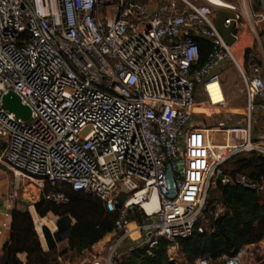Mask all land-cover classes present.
<instances>
[{"label": "built area", "instance_id": "2783aa9c", "mask_svg": "<svg viewBox=\"0 0 264 264\" xmlns=\"http://www.w3.org/2000/svg\"><path fill=\"white\" fill-rule=\"evenodd\" d=\"M230 7L210 0H0V164L15 176L11 199L29 180L51 188L46 201L67 205L68 187L117 215L112 238L83 251L81 264H120L138 250L152 257L162 241L173 264H188L178 242L204 219L212 186L264 194L263 177L225 170L238 155L264 157V135L256 140L251 131L252 113L264 114V70L253 52L241 63L217 30L222 10L240 22ZM199 38L212 45L203 64ZM226 62L243 79L249 119L217 128L227 138L217 143L198 110L226 108ZM215 84L224 95L218 103ZM10 92L31 110L29 120L4 107ZM249 250L193 264H246Z\"/></svg>", "mask_w": 264, "mask_h": 264}, {"label": "trees", "instance_id": "16d2710c", "mask_svg": "<svg viewBox=\"0 0 264 264\" xmlns=\"http://www.w3.org/2000/svg\"><path fill=\"white\" fill-rule=\"evenodd\" d=\"M255 2L258 6L256 10L264 3L263 0ZM198 44L200 64H203L212 51V45L202 38L198 39ZM201 126L205 127L206 124L201 123ZM251 155L254 156L238 159L235 162L236 169L228 171L225 168L226 172L232 175L245 173L254 180L264 178V157ZM217 186L220 205L208 199L204 219L189 238L178 242L188 264L200 258L216 261L223 256H234L243 247L264 240V194L241 187ZM64 192L69 197L67 205H57L45 199L36 205L41 217L50 213L58 217L57 232L44 229L47 250L42 246L31 213L15 210L11 239L3 248L0 264H24L19 258L21 254L27 255L26 264H62L59 258L68 250L81 255L114 233L117 215L107 213L100 200L85 193L74 192L68 187L64 188ZM217 207L223 209L220 214L216 213ZM137 218L143 221L141 216ZM64 243L68 249L61 251L60 246ZM153 254L151 257L146 250H138L120 264H173L168 255V242L162 241Z\"/></svg>", "mask_w": 264, "mask_h": 264}, {"label": "rangeland", "instance_id": "374dc122", "mask_svg": "<svg viewBox=\"0 0 264 264\" xmlns=\"http://www.w3.org/2000/svg\"><path fill=\"white\" fill-rule=\"evenodd\" d=\"M213 4L225 7L221 3L220 0H210ZM216 1H220L217 4ZM232 5H235L238 12L243 13V18H241L240 24V32H241V43L239 50L235 49V54L237 58L243 56L245 52V56L249 53L253 52L263 67L264 70V3L263 6L257 9V3L255 0H224ZM223 1V2H224ZM264 2V0H263ZM225 3V2H224ZM236 11V12H237ZM228 71L226 72V76L223 77L222 84L226 81L227 87H229V97L227 99V106L222 111H217L215 114H205V116H201L203 119V123L206 124V128L212 129L213 138L215 142L224 143L227 138L226 134H222L220 132L215 131L217 128H233L237 125V123H247L249 114L246 112L247 109V96L244 93V82L239 73L238 68L230 63L228 67ZM225 82V83H226ZM224 86V84H223ZM226 89V87H225ZM199 117V116H198ZM221 125H225L221 126ZM251 127H252V135L256 140H259L262 135H264V114L261 112H255L251 115ZM230 136H232L230 134ZM255 154V156H262L257 152L251 153ZM251 154H241L236 156L235 159H232L227 165L226 170L232 171L236 169L235 162L241 158H250ZM250 155V156H248ZM263 157V156H262ZM11 173V172H10ZM12 174V173H11ZM13 175V174H12ZM14 183L16 184L15 176ZM23 188V189H22ZM218 186H212L210 189V194L208 199L215 202V204L220 205L218 199L219 191ZM51 188L46 187L42 189L35 183L24 180L21 183V197L27 200V203H24L25 209L31 213L34 219L35 229L40 236L42 246L47 249L46 241L44 238V229L48 228L52 233L57 232V222L58 218L54 214H49L46 217H41L36 210V205L42 201L43 196L48 193ZM64 191V189H62ZM24 194V196H23ZM219 207V206H218ZM216 213L220 214L222 209L218 208ZM45 219V223L39 229V224L41 221ZM41 220V221H40ZM112 238V235L106 237L104 240ZM263 242V243H262ZM256 245H249V251L245 259L246 264H258L259 260L264 259V240ZM61 251H66L68 249L67 244L64 243L61 246ZM62 260L60 261L62 264H81L84 260V255H76L72 251H67L63 256L60 257Z\"/></svg>", "mask_w": 264, "mask_h": 264}, {"label": "crops", "instance_id": "0c3cea01", "mask_svg": "<svg viewBox=\"0 0 264 264\" xmlns=\"http://www.w3.org/2000/svg\"><path fill=\"white\" fill-rule=\"evenodd\" d=\"M220 1L223 4V6H225V8L230 7V3H228L224 0H220ZM220 1H216L217 4H221V3H219ZM238 11H237V13L240 15L241 18H243V13L238 12ZM240 21H241V19H240ZM240 28H241V24L239 22L237 24V28L235 31V34L237 35V41L234 44V50L235 49L239 50V48H240V43H241ZM244 58H245V52L243 53V56L238 58V59L240 60L241 63H243ZM229 66H230V63L226 62L220 68V72H221V76H222V82L224 80L223 77L226 76L225 74L229 70L228 69ZM225 82L223 83L224 84L223 89L225 92V98L227 100L229 97V87H227V82L226 83ZM225 87H226V89H225ZM198 111L204 112L206 114L213 113V110L209 107L208 104H205L204 107ZM1 154H2V149L0 148V155ZM14 192H15L14 177L10 173L9 170H7L5 167H3L0 164V255L3 254V248L5 247V245L7 243L10 242V239H11L12 224H13V212L15 210L26 211L24 203H27V200L25 198L21 197L20 192L18 193L17 199L12 200L11 195ZM23 196H24V194H23ZM43 248H44V250H47V249H45L44 246H43ZM180 253H181V250H180ZM181 256H182L183 262L186 263L182 253H181ZM19 258L24 264L27 263V255L26 254L19 255ZM263 260H259L258 264H262Z\"/></svg>", "mask_w": 264, "mask_h": 264}, {"label": "water", "instance_id": "95a60500", "mask_svg": "<svg viewBox=\"0 0 264 264\" xmlns=\"http://www.w3.org/2000/svg\"><path fill=\"white\" fill-rule=\"evenodd\" d=\"M227 21H230L228 26L226 25ZM237 24V14L235 12L228 10L218 12L216 20L217 30L220 32L225 42L230 46H233L237 41V38L235 37ZM3 104L9 112L15 114L18 118L25 121L31 118V110L22 104L21 99L14 92H10L4 96ZM121 199L122 201H125L126 196H122Z\"/></svg>", "mask_w": 264, "mask_h": 264}, {"label": "bare ground", "instance_id": "6f19581e", "mask_svg": "<svg viewBox=\"0 0 264 264\" xmlns=\"http://www.w3.org/2000/svg\"><path fill=\"white\" fill-rule=\"evenodd\" d=\"M229 8H231V7H229ZM211 91H212L213 100L215 103H218L219 101H221L222 98H224V96L222 95V92L220 90V87L217 84H215L211 87ZM44 223H45V219L43 221H41V223L39 224V229H41V226Z\"/></svg>", "mask_w": 264, "mask_h": 264}]
</instances>
